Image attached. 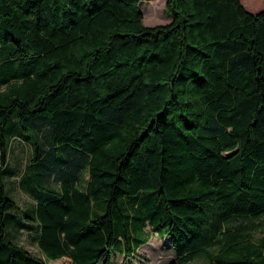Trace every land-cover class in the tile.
Wrapping results in <instances>:
<instances>
[{"label":"trees","instance_id":"obj_1","mask_svg":"<svg viewBox=\"0 0 264 264\" xmlns=\"http://www.w3.org/2000/svg\"><path fill=\"white\" fill-rule=\"evenodd\" d=\"M165 11L147 25L140 0H0V264H110L147 225L167 264H264V7ZM14 142L31 147L19 215Z\"/></svg>","mask_w":264,"mask_h":264},{"label":"rangeland","instance_id":"obj_2","mask_svg":"<svg viewBox=\"0 0 264 264\" xmlns=\"http://www.w3.org/2000/svg\"><path fill=\"white\" fill-rule=\"evenodd\" d=\"M241 2L252 12H256L264 7V0H241ZM140 9L143 13V23L147 25L166 23L171 19L165 11V0H140ZM30 154L31 147L28 143L14 142L8 156L9 165L19 171L18 175L9 178L6 176L4 179L7 193L17 202V208L14 211L15 215L25 213V211L29 209L30 203L33 202V198L29 195L26 185H23L22 188L17 185L24 169V164L30 157ZM86 177L87 176H85V178ZM7 224L8 228L10 226L12 227V219L7 221ZM147 230H151L149 225L145 227L144 231V233L148 235V240L141 244L133 254L126 255L115 252L110 264H167L171 259H174L175 254L172 250L169 238L167 236H159L155 231L148 232ZM10 231L13 233V230L10 229ZM253 234L254 238H258L264 234V225H259L258 228L254 230ZM18 240L33 252H39L35 245H31L29 236L25 231L22 232ZM47 262L48 264H69L70 258L64 256L58 259H47ZM204 263L205 258L200 256L186 264Z\"/></svg>","mask_w":264,"mask_h":264},{"label":"water","instance_id":"obj_3","mask_svg":"<svg viewBox=\"0 0 264 264\" xmlns=\"http://www.w3.org/2000/svg\"><path fill=\"white\" fill-rule=\"evenodd\" d=\"M228 155H230V154H228Z\"/></svg>","mask_w":264,"mask_h":264}]
</instances>
